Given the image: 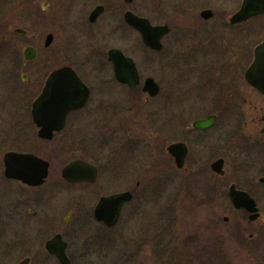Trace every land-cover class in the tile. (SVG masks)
<instances>
[{
    "label": "flooded vegetation",
    "instance_id": "obj_1",
    "mask_svg": "<svg viewBox=\"0 0 264 264\" xmlns=\"http://www.w3.org/2000/svg\"><path fill=\"white\" fill-rule=\"evenodd\" d=\"M220 1L0 0V264H108L109 231L164 169L185 199L264 223V92L248 76L264 15L232 21L242 0ZM127 11L166 27L160 48ZM163 75L177 88L163 91ZM231 191L255 201V220ZM120 193L130 198L107 224L96 208ZM219 239L195 264H221Z\"/></svg>",
    "mask_w": 264,
    "mask_h": 264
},
{
    "label": "rangeland",
    "instance_id": "obj_2",
    "mask_svg": "<svg viewBox=\"0 0 264 264\" xmlns=\"http://www.w3.org/2000/svg\"><path fill=\"white\" fill-rule=\"evenodd\" d=\"M239 3L240 0H221L218 9L233 11ZM88 6L89 10L91 4ZM157 66L162 67L161 64ZM164 72L167 75V71ZM166 75L158 80L161 89L168 91L173 85L177 88V79L170 81ZM149 160L141 156V164L152 165ZM158 174L159 188L155 192L150 190L142 198L139 195L126 206L118 225L109 231L111 240L105 250L109 254L108 264H195L204 256L201 254L206 251L204 243L210 239L214 244L218 236L222 241L221 264H264V241L252 247L248 238L250 233H264L263 222L248 223L241 213L224 207L220 216L215 209L201 206L203 199L199 193L186 194L187 199L184 193L179 195L181 176L169 169ZM261 211L264 214V208ZM224 217H228V221ZM206 224L210 229H206L207 240L202 232ZM102 250L103 247H99L100 254ZM138 250V257L131 258Z\"/></svg>",
    "mask_w": 264,
    "mask_h": 264
},
{
    "label": "water",
    "instance_id": "obj_3",
    "mask_svg": "<svg viewBox=\"0 0 264 264\" xmlns=\"http://www.w3.org/2000/svg\"><path fill=\"white\" fill-rule=\"evenodd\" d=\"M94 14H96V12ZM260 14H264V0H243L239 12L233 16L232 21H240L249 16ZM125 18L131 25L142 32L143 40L147 45L155 48L161 47V38L167 31L165 26L152 27L146 19L140 18L130 11L126 12ZM255 51V61L248 71V76L251 82L264 92V42L257 46ZM119 68L120 65L117 64L116 72L118 76L121 77L122 73H120ZM128 82L131 85L135 83ZM144 89L149 90L151 94H155L159 91V85L153 78H148L145 81ZM200 125H203V122H200ZM177 162L179 165L182 163L181 159ZM231 194L238 207H245L248 211L252 212V214L257 213L258 209L256 208L255 201L248 196V194L240 191H231ZM129 195V193H121L102 198L96 208L97 217L104 220L107 224H115L120 213V208L123 202L130 198ZM104 212L107 214H104ZM256 215L257 214L251 215V219L255 218ZM60 257L63 264H69L65 254Z\"/></svg>",
    "mask_w": 264,
    "mask_h": 264
}]
</instances>
